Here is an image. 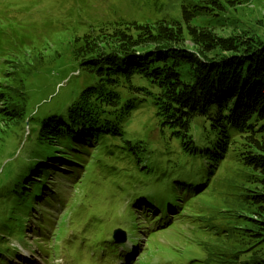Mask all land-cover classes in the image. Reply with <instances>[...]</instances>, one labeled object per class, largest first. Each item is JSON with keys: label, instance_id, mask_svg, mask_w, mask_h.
Segmentation results:
<instances>
[{"label": "trees", "instance_id": "trees-1", "mask_svg": "<svg viewBox=\"0 0 264 264\" xmlns=\"http://www.w3.org/2000/svg\"><path fill=\"white\" fill-rule=\"evenodd\" d=\"M248 2L179 0V13L165 17L158 9L164 4L155 2L156 12L149 20L142 21L104 14L90 17L83 14L82 5H75L57 16L45 11L44 17L29 24L0 9V191L10 180L26 192L31 189L33 192L28 193L35 194L33 204L27 211H21L30 219L37 218L34 205H42L44 194L49 192L51 200L57 201L35 232L42 257L55 253L70 232L88 241L106 236L109 241L106 245L114 248L116 245L109 236L111 229L126 227L128 234L136 235L140 213L146 215L147 222L142 225L153 229L148 234L149 242L164 231L165 225L172 227L176 221H165L166 212L160 216L161 221L153 223L155 212L142 207V201L160 202L142 190L161 189L172 198L178 213L184 212L189 202L168 193L172 174L165 163L167 158L170 166L174 159L173 169L180 167V171L188 172L192 167L182 161L187 154L198 158L199 172L190 177L196 182H206L204 177L208 180L213 172L211 168L232 153V160L239 167L233 172L231 220L244 224L231 229L238 247L236 256L240 261L243 255L252 253L244 264H264V37L249 33L224 37L217 31L231 25L233 20L228 17L231 9ZM157 14L160 17L156 18ZM43 27L51 34L41 32ZM66 33H70L67 54L84 78V86L66 109L58 108L51 99L30 113L26 81L47 68L49 80L59 76L58 71L51 69L46 50H37L36 40L48 38L45 41H49L58 35L67 36ZM48 49L53 62L62 53L56 44ZM138 109L152 111L162 132L159 143L149 146L144 142L146 137L139 138L140 142H131L137 137L126 134L125 127ZM236 111L237 117L233 115ZM26 128L32 137L29 144L36 147L37 142L38 145L29 158L31 164L18 176L17 169L26 160L29 136L25 134ZM115 136L132 147L134 153L128 148L122 149L139 163L136 171H126L129 176L116 179L118 187L123 193L131 189L138 202L133 204L130 200L123 213L106 228V212L112 208L108 194L104 200L98 197L102 191L80 197L79 193H86L87 189L77 183L55 192L53 188L62 184L59 181L63 173L52 169L50 173L55 177L51 178L50 174L39 171L38 166L57 157L59 166L74 168L76 164L81 165L83 151L95 154L89 143ZM175 142L174 149L171 146ZM72 145L74 150L69 148ZM71 153L69 166L63 160H68ZM156 153L159 160L153 158ZM28 171L33 178L27 176ZM132 172L143 178L132 176ZM161 182H164L162 187ZM70 192L72 195L66 197ZM159 193L156 194L160 196ZM159 199L166 200L165 196ZM160 206L162 212L168 208L166 203ZM5 213L11 219L7 228L0 229V234H4L0 244L12 240L10 225L24 223L22 214L8 208ZM75 213L80 217L70 222ZM23 227L17 232L20 237Z\"/></svg>", "mask_w": 264, "mask_h": 264}, {"label": "rangeland", "instance_id": "rangeland-1", "mask_svg": "<svg viewBox=\"0 0 264 264\" xmlns=\"http://www.w3.org/2000/svg\"><path fill=\"white\" fill-rule=\"evenodd\" d=\"M5 9L12 10H28L26 17L31 24L32 20L38 17H44L45 11H51L54 16L70 10L75 5L83 6V14L93 17L95 15L104 14L108 17H122L125 19H137L146 20L149 16L153 15L156 10L153 9L155 2L164 4L161 16L177 15L179 13V0H5ZM181 2V1H180ZM39 4V5H38ZM157 14V17H160ZM228 17L231 18L232 23L230 26L217 29L221 36H244L246 33L257 34L264 37V0H249L248 3H239L236 8L231 9ZM150 19V18H149ZM147 19V20H149ZM44 34L48 33L49 29L43 27L40 29ZM72 33V32H71ZM67 34V33H66ZM70 34V33H69ZM67 34L55 36L49 41H45L48 38H43L42 41L36 40L39 44L37 50H46L47 60L50 59L51 69L58 71L54 81L49 80V69H45L42 73L34 75L26 81V95L28 98L29 112L32 113L37 107H41L51 99H54L58 104V108L66 109L71 103L73 96L84 86V78L78 74L75 65L67 54V41L70 40V36ZM66 36V37H65ZM72 37V36H71ZM55 41V42H54ZM54 44L59 47L61 55L57 54V60L53 62L52 52H49L50 47ZM40 45H43L41 47ZM51 57V58H50ZM62 70V71H61ZM61 71V72H60ZM53 75V74H51ZM47 106V104L45 105ZM235 117L239 115L236 111L233 113ZM125 126H123L124 128ZM128 137L133 138L131 142L138 141L139 138L144 139L145 143L157 144L160 142L162 132L157 127V122L154 121L153 113L149 110L138 109L133 114V119L125 127ZM27 136V128L25 129ZM121 137H108L103 140H99L97 143H89L90 147H94L95 154L92 155L90 150L83 151L84 163H88L87 171L92 169L93 164L96 167L94 169V175L92 181L94 184L88 187V192L93 195V191L101 192L97 187L106 188V192H101L98 196L101 200H104V196L116 192V196L112 199V211L111 216L115 220V215L123 213L127 208L129 195L120 191L118 187V181L116 179L129 176L126 171H136L137 161L136 158L125 153L122 149L128 148L133 152L131 146H127L125 141L123 143L119 141ZM32 141L31 135L28 136V141L25 148V162L18 167V176L23 173V170L31 164L30 157H33V153L37 148L38 143H35L36 147L29 144ZM86 145V143H84ZM123 144V145H122ZM131 144V143H130ZM171 147L175 149L176 145ZM23 145H21L19 152H21ZM70 149L75 147L69 146ZM81 149V147H80ZM156 148H152L155 150ZM151 151V150H148ZM99 152L100 156L97 157ZM71 157L68 160H63L70 166L72 160ZM159 160V155L156 153L153 157ZM28 160V161H27ZM40 160V159H39ZM97 160V161H96ZM185 165L191 166L192 171H180V168L176 170V175L179 173H186L191 176H197L199 172L198 158H194L187 154L186 158L182 161ZM59 159L52 157L45 163H41L39 171L43 174H50L51 178L55 177L54 173H50L52 166H57ZM167 167L170 168V161H165ZM64 172L68 170L64 165H60ZM236 167H239L232 160V153H228L224 160L219 161L214 167L212 174L208 177H204V181L196 182L192 177L188 178L189 183L196 190H201L196 196L189 199L185 212H181L180 218L176 220L172 227L164 229V231L157 237L153 238L146 243L142 252L147 253L150 249L153 255L140 257L139 260L146 261L151 264H244L246 258L250 257L252 253H248L242 256L239 261V256H236L237 245L235 243L236 238L231 234L233 227H243L244 224L238 220H231L232 211V194L234 177L233 172ZM48 168V170H47ZM106 168H109L108 170ZM16 169V167H15ZM113 169V171H111ZM8 170L12 171V167ZM14 171V170H13ZM48 171V173H46ZM83 170V173L87 172ZM62 172V173H64ZM132 176L136 178H143L137 173L132 172ZM9 176V175H8ZM27 176L33 178L31 172L28 171ZM8 180V177H7ZM26 180H20L24 182ZM46 181L47 180L46 178ZM81 187L82 182H77ZM148 185V182L145 183ZM23 188L27 189L25 186ZM32 191V190H31ZM153 193L155 190L151 189ZM29 191L22 189V186H16V183H12V180L5 182L0 191V229L6 228L11 217L6 216L5 208L8 211H14L23 215L22 221L25 224L26 231H34L38 226L33 225L32 220L27 217L26 214L21 211H27V207L32 206V199L35 194H29ZM33 192V191H32ZM82 192L79 193V195ZM126 199V201H125ZM118 201V202H117ZM26 202V206L25 203ZM6 204V205H5ZM106 205H109L105 203ZM21 205L23 208L19 207ZM6 216V217H5ZM176 216V215H175ZM144 222V221H143ZM13 225H10L12 229ZM30 231L29 236L31 240H35L33 243L39 242L38 235ZM35 237V238H34ZM17 242V241H16ZM14 242V243H16ZM1 243L0 245H2ZM32 249V246H31ZM198 260V261H197ZM69 261L57 262L55 264H68ZM117 264V263H116Z\"/></svg>", "mask_w": 264, "mask_h": 264}, {"label": "bare ground", "instance_id": "bare-ground-1", "mask_svg": "<svg viewBox=\"0 0 264 264\" xmlns=\"http://www.w3.org/2000/svg\"><path fill=\"white\" fill-rule=\"evenodd\" d=\"M187 167H189V166H187ZM29 234L30 233L26 231V227H23L22 228V236H21V244L26 250H30L31 246L33 247L35 245V244L33 245L35 240H31V237L29 236ZM37 243H39V242H37ZM42 243L44 245H47V246L53 245L52 242H42ZM117 243L122 248L123 256H124V259H125L127 264H137L140 257H142L144 255L147 258V257L153 255V252H154V251H151V249L147 253L142 252L135 245H133L129 242H126L124 240H119V241H117ZM73 259L74 260L76 259V255H74ZM0 262L2 264H6L8 262L13 263L10 254H8L6 251H3V250H0Z\"/></svg>", "mask_w": 264, "mask_h": 264}, {"label": "water", "instance_id": "water-1", "mask_svg": "<svg viewBox=\"0 0 264 264\" xmlns=\"http://www.w3.org/2000/svg\"><path fill=\"white\" fill-rule=\"evenodd\" d=\"M119 233V231H115V234H118Z\"/></svg>", "mask_w": 264, "mask_h": 264}]
</instances>
